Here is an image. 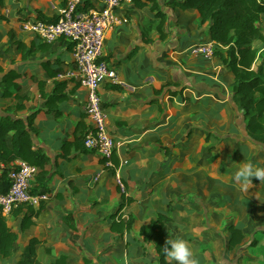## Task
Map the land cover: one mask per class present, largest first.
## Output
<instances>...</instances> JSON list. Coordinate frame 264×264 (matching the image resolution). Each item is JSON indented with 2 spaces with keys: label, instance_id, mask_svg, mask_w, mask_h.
Wrapping results in <instances>:
<instances>
[{
  "label": "crops",
  "instance_id": "0c3cea01",
  "mask_svg": "<svg viewBox=\"0 0 264 264\" xmlns=\"http://www.w3.org/2000/svg\"><path fill=\"white\" fill-rule=\"evenodd\" d=\"M66 1L0 4V79L17 73L12 97L0 96V116L26 120L36 113L33 146L48 163L32 190L49 195L38 206L3 214L17 238L0 264H16L32 238L39 241L41 264L61 255L65 264H159L155 244L140 235L159 213L169 217L166 239H184L196 264H264V182L234 179L244 164L264 169V145L247 133L228 67L216 56L190 53L194 43L213 41L209 22L201 24L194 8H172V0H155L165 19L156 16L151 0L121 2L103 47L119 82L99 87L115 142L116 164L108 167L82 142L90 121L83 111L85 90L66 75L72 42L61 37L48 43L21 27L24 20L55 19ZM16 94L27 96L17 111L11 109ZM39 207L27 225L25 217ZM119 215L130 218L128 228L120 227ZM231 224L241 227L244 239L229 249Z\"/></svg>",
  "mask_w": 264,
  "mask_h": 264
},
{
  "label": "trees",
  "instance_id": "16d2710c",
  "mask_svg": "<svg viewBox=\"0 0 264 264\" xmlns=\"http://www.w3.org/2000/svg\"><path fill=\"white\" fill-rule=\"evenodd\" d=\"M3 1L0 0V4ZM90 4V0H79L77 9H86ZM169 5L180 9L194 8L199 12L201 24L209 22V34L215 43L214 55L233 74V100L243 110L247 133L253 141L264 145V63L253 67L256 58L253 42L264 40L263 30L259 25L261 15L264 14V0H172ZM150 7L156 11L157 17L165 19L155 0H151ZM161 36H165L162 31ZM15 44L19 49L23 47L20 42ZM2 72L3 68L0 65V73ZM16 77L17 73L13 71L1 77V97H12V89L16 88L14 81ZM15 98L17 101L11 109L21 110L24 107L23 100L27 96L16 94ZM48 103L49 106L52 104L50 100ZM35 114H31L26 120L10 114L0 116V193H5L9 188L8 165L15 160H23L38 166L41 171L37 175V180L41 178L42 169L48 163V157L33 146L31 136L36 132L33 126ZM113 163L116 164L114 161ZM130 200V198L127 199V201ZM41 210L42 207H39L36 211L29 212L25 217L29 218L27 225L33 223L31 216L36 217ZM118 213L116 212V216ZM118 218L120 227L130 226L129 217L119 215ZM168 218L167 215L159 213L155 220L143 225L140 229L143 239L155 244L159 264H165L167 257L163 248L167 240L163 230ZM227 230L230 232L227 248L231 249L243 241L244 235L241 227L233 224L227 226ZM16 238L17 234L7 226L5 216L0 209V256L2 258L11 256ZM38 243L37 239H30L22 258L16 264H41L36 259ZM65 258L61 255L54 259L52 264H65Z\"/></svg>",
  "mask_w": 264,
  "mask_h": 264
},
{
  "label": "built area",
  "instance_id": "2783aa9c",
  "mask_svg": "<svg viewBox=\"0 0 264 264\" xmlns=\"http://www.w3.org/2000/svg\"><path fill=\"white\" fill-rule=\"evenodd\" d=\"M123 0H98L86 9L78 10L79 0H67L59 8L57 16L51 21L43 19L24 20L21 27L32 32L41 40L51 43L58 38L72 42V62L66 75L75 79L85 90L83 111L89 119V127L82 135L86 149L97 153L108 167H113L112 156L115 142L106 126L99 87L102 83H118L116 68L105 59L103 47L109 30L118 22L117 9ZM213 41L198 42L189 48L193 56L211 59L214 56ZM39 167L23 160H15L8 165L9 188L0 193L2 214H9L19 205H40L49 198L45 190L33 192V182ZM98 174L92 182L98 180ZM116 183L124 193L125 186L119 172L115 171Z\"/></svg>",
  "mask_w": 264,
  "mask_h": 264
},
{
  "label": "clouds",
  "instance_id": "9594fccd",
  "mask_svg": "<svg viewBox=\"0 0 264 264\" xmlns=\"http://www.w3.org/2000/svg\"><path fill=\"white\" fill-rule=\"evenodd\" d=\"M253 177L264 182V169L256 168L249 163L237 170L234 179L248 183L252 182ZM163 248L169 264H196L193 250L182 238L167 239Z\"/></svg>",
  "mask_w": 264,
  "mask_h": 264
},
{
  "label": "rangeland",
  "instance_id": "374dc122",
  "mask_svg": "<svg viewBox=\"0 0 264 264\" xmlns=\"http://www.w3.org/2000/svg\"><path fill=\"white\" fill-rule=\"evenodd\" d=\"M259 25L261 26V28L263 30V35H264V14L261 15V20H260ZM253 47L256 50V58L254 60L253 67H256L257 65H259L262 62L264 63V40L263 41H254ZM213 57H215V55Z\"/></svg>",
  "mask_w": 264,
  "mask_h": 264
}]
</instances>
